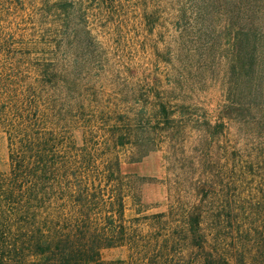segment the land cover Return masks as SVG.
<instances>
[{"label":"rangeland","instance_id":"1","mask_svg":"<svg viewBox=\"0 0 264 264\" xmlns=\"http://www.w3.org/2000/svg\"><path fill=\"white\" fill-rule=\"evenodd\" d=\"M23 1L27 15L35 7L47 20L54 2L0 0V46L10 37L18 52ZM69 1L71 34L82 30L84 40L79 50L83 93L95 105L120 113L144 111L137 124L143 137L116 148L132 185L125 198L127 237L142 251L148 240L171 231L175 255L186 264L199 253L190 232L193 215L201 211L208 230H231L244 221L250 190L264 187V127L261 134L254 131L257 141L244 140L245 123L260 121L262 111L238 112L223 128L217 118L232 98L245 102L233 91L229 58L255 0ZM239 5L244 8L238 12ZM256 16L262 19L264 10ZM71 47L78 51L75 43ZM166 101L175 109L170 125L158 114ZM129 123L128 117L121 120L123 128ZM76 140L81 143L80 133ZM145 149L150 151L141 155ZM250 153L260 161L254 171L244 165ZM7 167V141L0 135V169ZM152 257L157 254L139 256L131 243L102 250L106 261L148 264Z\"/></svg>","mask_w":264,"mask_h":264},{"label":"trees","instance_id":"2","mask_svg":"<svg viewBox=\"0 0 264 264\" xmlns=\"http://www.w3.org/2000/svg\"><path fill=\"white\" fill-rule=\"evenodd\" d=\"M21 6L19 52L10 37L0 46V135L8 147V167L0 169V264H129L104 260L102 250L130 243L139 256L157 254L148 264H182L171 231L148 240L142 251L127 237L125 198L132 185L116 148L143 134L137 124L144 111L120 113L95 105L83 93L84 40L82 30L71 34V1L54 0L50 20L35 7L29 18L24 1ZM262 10L264 0H255L229 58L233 91L245 102L232 98L223 117L217 116L223 128L238 112L249 115L259 108L263 118L245 123L247 143L257 141L252 135L264 127V17L256 16ZM170 104L160 103L158 113L168 125L175 114ZM126 117L128 129L121 126ZM253 154L244 164L249 171L260 164ZM247 197L244 221L231 230H208L201 211L192 216L190 232L199 253L186 264H264V187L251 189Z\"/></svg>","mask_w":264,"mask_h":264}]
</instances>
